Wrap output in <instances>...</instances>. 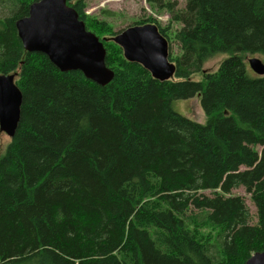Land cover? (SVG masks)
<instances>
[{
  "label": "trees",
  "instance_id": "1",
  "mask_svg": "<svg viewBox=\"0 0 264 264\" xmlns=\"http://www.w3.org/2000/svg\"><path fill=\"white\" fill-rule=\"evenodd\" d=\"M37 1L0 0V75L23 95L15 135L0 132V264H247L263 251L264 76L245 58L264 56V0H147L170 17L136 23L169 41L166 81L67 0L106 49L104 86L25 50L16 22ZM218 53L231 56L191 81ZM197 95L204 124L173 108Z\"/></svg>",
  "mask_w": 264,
  "mask_h": 264
},
{
  "label": "water",
  "instance_id": "2",
  "mask_svg": "<svg viewBox=\"0 0 264 264\" xmlns=\"http://www.w3.org/2000/svg\"><path fill=\"white\" fill-rule=\"evenodd\" d=\"M18 36L29 53H42L61 72L79 71L100 85L108 84L114 72L106 65V49L101 40L88 31L77 11L67 0H38L30 6L28 17L16 24ZM124 58L142 65L153 78H172L175 66L169 60V44L157 26H131L112 38ZM255 74L264 76L261 60H249ZM16 75H0V132L12 138L18 128L23 95L15 83ZM247 264H264V249Z\"/></svg>",
  "mask_w": 264,
  "mask_h": 264
},
{
  "label": "rangeland",
  "instance_id": "3",
  "mask_svg": "<svg viewBox=\"0 0 264 264\" xmlns=\"http://www.w3.org/2000/svg\"><path fill=\"white\" fill-rule=\"evenodd\" d=\"M178 4V7L183 9L186 6V0H169ZM87 8L86 14L91 17H96L100 20L108 22L114 29L115 32H121L122 30L131 26H142L136 25L139 21H147L148 18L156 19L162 26H167L170 17L164 11L156 9L153 5L147 3V0H86ZM108 12L109 14H104ZM176 25L175 28H179ZM91 32V31H90ZM169 42V41H168ZM171 51L175 55H181L180 46L175 42L171 44ZM170 53V49H169ZM229 53H218L210 58L204 65L203 70L199 73H195L190 77L191 81H201L203 79L204 72H216L219 66L230 58ZM258 58L264 63V56H246L245 61L248 64L249 59ZM251 74H254L250 71ZM173 108L179 114L186 118L198 121L202 124L206 122L205 114L201 108V97H196L189 100H178L173 102ZM5 142L7 139L4 138ZM205 195L212 196L211 191H205ZM234 196H241L245 199L249 210L251 212V225H256L257 210L254 203L251 200L249 194L246 193L244 188L234 189L231 192Z\"/></svg>",
  "mask_w": 264,
  "mask_h": 264
},
{
  "label": "bare ground",
  "instance_id": "4",
  "mask_svg": "<svg viewBox=\"0 0 264 264\" xmlns=\"http://www.w3.org/2000/svg\"><path fill=\"white\" fill-rule=\"evenodd\" d=\"M20 21V20H19ZM18 22V21H17ZM17 22H16V24H17ZM16 29H17V26H16ZM17 32H18V29H17ZM168 41V40H167ZM168 44H169V42H168ZM169 49H170V45H169ZM251 59H253V58H251ZM258 59V58H257ZM170 60V59H169ZM250 60V59H249ZM260 60V59H259ZM171 62V61H170ZM172 63V62H171ZM263 63V62H262ZM173 64V63H172ZM248 64H249V62H248ZM264 64V63H263ZM250 65V64H249ZM250 69H251V67H250ZM252 70V69H251ZM253 71V70H252ZM254 72V71H253ZM257 75V74H256ZM259 76V75H258Z\"/></svg>",
  "mask_w": 264,
  "mask_h": 264
}]
</instances>
